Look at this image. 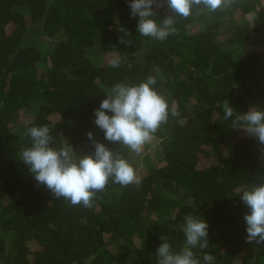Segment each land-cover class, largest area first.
Masks as SVG:
<instances>
[{"label":"trees","instance_id":"16d2710c","mask_svg":"<svg viewBox=\"0 0 264 264\" xmlns=\"http://www.w3.org/2000/svg\"><path fill=\"white\" fill-rule=\"evenodd\" d=\"M129 3L0 0V264H156L162 235L174 251L183 247L187 214L209 225L208 247L193 249L201 264L205 253L212 264H264V244L246 242L250 213L237 195L264 182V145L231 128L250 107L264 110V0L194 9L175 17L177 31L163 41L138 34ZM155 11L157 22L172 14L166 4ZM30 26L56 39L49 52L26 41ZM155 68L156 90L180 115L155 133L159 162L147 161L140 183L110 180L91 208L38 185L20 161L33 126L47 125L51 146L68 144L76 156L94 153L92 132L129 162L130 150L95 125L94 110L116 83L139 84ZM225 99L234 109L228 121Z\"/></svg>","mask_w":264,"mask_h":264},{"label":"clouds","instance_id":"9594fccd","mask_svg":"<svg viewBox=\"0 0 264 264\" xmlns=\"http://www.w3.org/2000/svg\"><path fill=\"white\" fill-rule=\"evenodd\" d=\"M233 3L234 0H130L129 8L133 18L139 17V35L163 41L176 33L175 17L187 19L194 9L215 13ZM165 4L172 14L157 22L154 19L157 16L155 8ZM125 35L130 33L125 32ZM121 43L131 45L132 41L122 38ZM109 63L111 67L118 68L121 59L114 57ZM128 67L131 68V64ZM154 71L156 75H149L139 84L116 83L107 90L106 99L94 110V123L104 132V138L113 144L126 146L137 155L142 153L144 145L155 139V133L168 122L170 114L173 117L180 115L175 101L169 111L168 100L156 90L161 73L159 68ZM223 110L225 121L233 117L234 109L228 99L223 101ZM231 128L243 130L264 145V110L250 107L247 113L232 120ZM26 135L30 136L32 144L20 153V161L27 166L38 185L46 186L55 199L68 201L72 206L91 208L98 199V193L105 190L110 180L122 187L140 183L132 165L122 155L96 141L92 132H88L87 137L93 142L94 153L79 156L68 144L59 149L52 147L53 137L47 125L33 126L27 129ZM237 191L250 213L243 217L246 242L264 244V182L254 184L251 189ZM208 228L209 225L200 217L185 215L183 247L178 252L174 251L168 237L162 235V243L156 250V264H201L193 249L208 247ZM214 259L205 253L203 264H212Z\"/></svg>","mask_w":264,"mask_h":264},{"label":"rangeland","instance_id":"374dc122","mask_svg":"<svg viewBox=\"0 0 264 264\" xmlns=\"http://www.w3.org/2000/svg\"><path fill=\"white\" fill-rule=\"evenodd\" d=\"M230 16V12H228ZM26 41L29 43H37L42 48L44 53L49 52L51 48L56 43V39H52L43 35L41 26H30L28 35L26 37ZM94 57L96 62H101V57L99 58L96 54H91ZM30 112L35 111V107L30 109ZM27 112V111H26ZM22 116V117H21ZM27 118L29 117L28 113L23 112L20 115V118ZM160 156V148L159 142L155 138L151 143L144 145L143 151L141 154L137 155L134 152L130 151V160L129 163L132 165L134 170L136 171L137 176L140 178L141 176L145 175L148 171L147 168V161L151 163H158ZM206 162L200 164V167H205Z\"/></svg>","mask_w":264,"mask_h":264}]
</instances>
